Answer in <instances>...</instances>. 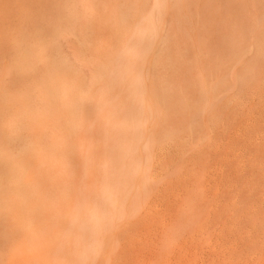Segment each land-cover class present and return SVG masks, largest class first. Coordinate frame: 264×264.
<instances>
[{"label": "bare ground", "instance_id": "1", "mask_svg": "<svg viewBox=\"0 0 264 264\" xmlns=\"http://www.w3.org/2000/svg\"><path fill=\"white\" fill-rule=\"evenodd\" d=\"M235 85L264 0H0V264L170 263Z\"/></svg>", "mask_w": 264, "mask_h": 264}, {"label": "rangeland", "instance_id": "2", "mask_svg": "<svg viewBox=\"0 0 264 264\" xmlns=\"http://www.w3.org/2000/svg\"><path fill=\"white\" fill-rule=\"evenodd\" d=\"M231 98L233 106H241L228 117L229 122L223 118L226 124L222 122L212 135L213 144L205 146L210 151L199 171L204 174L198 185L202 188L205 182L204 189L195 202L200 219L194 215L187 222L194 231L175 243L171 264H264V85L243 92L235 85ZM151 246L147 250L160 247ZM133 254L130 264H140Z\"/></svg>", "mask_w": 264, "mask_h": 264}]
</instances>
